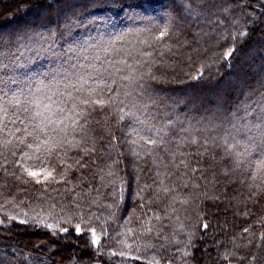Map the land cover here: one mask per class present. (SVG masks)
<instances>
[{"label": "trees", "instance_id": "1", "mask_svg": "<svg viewBox=\"0 0 264 264\" xmlns=\"http://www.w3.org/2000/svg\"><path fill=\"white\" fill-rule=\"evenodd\" d=\"M22 1L0 0V16L5 17V23L13 20V15L5 16L7 12L14 9L18 13ZM136 1H113L123 6L120 8L100 0H82L74 4L81 15L96 18L103 14L106 20H89L80 27L66 19L62 27L56 26V50L62 53L75 40L96 43L129 33L117 46L132 52L129 63L142 61L135 67L143 79L137 82L135 108L131 97L125 105L86 108L76 131H70L59 147L53 143L55 151L49 163L56 173L52 182L37 184L23 171L21 165L26 167L28 162L23 159L19 133L0 137V247L5 258L16 253L20 256L16 263L0 260V264H28L31 258L38 264H122L119 261L125 256L129 264H204V243L216 235L225 239L218 250L223 264H264V170L257 168L264 158L260 129L248 134L252 140L238 137L251 150V156L243 157L240 164L236 163L235 152L243 148L230 149V139L228 145L224 143L233 125L260 124L264 115V67L234 70L241 63L238 54L245 53L250 44L259 43L264 24H258L248 36L249 28L244 23L250 24L251 19L240 18L241 10L234 0H228L235 10L231 17L236 23L231 25L230 20L229 24L218 25L219 29H229V39L212 46V22L220 17L207 14V0H178L190 13L179 11L171 0L168 8L162 0ZM41 2L51 7L50 1ZM156 8L162 14H156ZM71 18L79 22L77 16ZM51 19H22L21 30L7 31L4 27L0 38L15 41L23 35L21 43H29L28 36L49 34L40 28L50 25ZM165 24L167 37L163 42L154 41ZM66 25L71 26V34ZM230 34L236 37L233 41ZM140 40L149 41L151 46ZM136 49L150 55L141 57ZM229 51H233L231 57L226 56ZM26 55L35 57V53ZM207 60L216 62L209 71L200 66ZM24 63L26 67L18 69L17 74L27 81L35 69H54L65 63V58L44 54ZM170 68L175 73L180 69V74L168 76ZM183 76L188 79L177 82L176 78ZM139 85H143L142 95ZM11 87L15 90L17 85ZM246 104L250 105L247 112ZM144 105L148 106L146 111ZM128 113L151 118L157 127L167 126L168 134L163 141L157 137L156 146L145 144L134 130L141 126ZM140 135L148 137L151 133ZM86 184L90 186L86 188ZM93 186L101 195L86 194ZM205 196L217 198L211 201ZM98 197L102 203L99 201V208L93 211ZM82 200L90 204L84 207H93L85 211ZM223 204L232 205L229 216L222 217L219 206ZM257 220L262 224H256ZM124 223L127 228H123ZM77 226L81 228L79 235ZM27 228L44 237L82 241L87 253L79 250L78 258L68 260L65 248L53 249L50 258L43 257L46 263L39 262V253L20 249L2 234L15 235ZM93 232L99 238L97 245L92 244ZM120 234L125 238L119 239ZM159 235L169 239L168 250L154 241ZM25 240L27 244L31 239ZM87 254L92 256L88 259L84 257Z\"/></svg>", "mask_w": 264, "mask_h": 264}, {"label": "snow or ice", "instance_id": "2", "mask_svg": "<svg viewBox=\"0 0 264 264\" xmlns=\"http://www.w3.org/2000/svg\"><path fill=\"white\" fill-rule=\"evenodd\" d=\"M66 28L71 34V26L66 25ZM143 31L151 32L152 29ZM136 35L138 36L139 33ZM167 35L168 25L165 24L153 40L163 42ZM128 36L129 33L126 32L118 33L108 40H100L96 43L75 40L63 53L56 50L55 32L28 36L29 43H21L24 39L23 35L18 36L15 41L0 38V137L5 134L9 136L20 134L18 139L22 145L23 159L28 162V166L21 165V167L35 183L44 184L55 180L56 168L49 163V157L55 151L52 145L55 143L56 147H59L70 131H76L79 117L83 116L86 108H103L112 104L125 105L129 97L133 101L132 107H136L137 82L143 79V75L138 73L135 64L142 61L129 63L128 57L132 52L117 46L118 42L127 40ZM139 43L151 46L147 40H140ZM233 51H229L226 56L231 57ZM136 52L141 57L150 55L140 49H136ZM26 53H35V57ZM44 54L58 59L63 57L65 63L44 72L37 68L27 81L17 74L18 69L26 67L25 59L31 63L36 57ZM12 85H17V88L13 90ZM139 88L141 89L139 94L142 95L143 85H139ZM261 106L264 109V97ZM143 107L146 111L148 106ZM248 108L250 105L246 104V112ZM128 115H132L136 123L141 126L140 129L134 130L145 144L156 146L157 137L163 141L164 136L168 134L165 130L167 126L157 127L151 118L141 119L134 113ZM260 119V124L245 123L239 127L233 125V130L225 134L224 143L228 145L229 139L232 141L229 145L230 149L243 148V151L235 152L237 164L243 162V157L251 156V150L247 144L238 139L239 136L244 135L248 140H252L253 138L248 134L253 129H260L264 141V115ZM141 132L151 135L145 137L140 135ZM3 142L10 143L8 140ZM261 156L264 157V152ZM257 168L264 170V158L259 160ZM75 231L79 235L81 228L77 226ZM98 243L99 238L93 232L92 244Z\"/></svg>", "mask_w": 264, "mask_h": 264}, {"label": "rangeland", "instance_id": "3", "mask_svg": "<svg viewBox=\"0 0 264 264\" xmlns=\"http://www.w3.org/2000/svg\"><path fill=\"white\" fill-rule=\"evenodd\" d=\"M43 0H24L22 2H20L19 6H18V13L16 10H10L7 12V14L5 16L9 17V15H13L12 17V21L10 22V24L5 23L4 22V16L1 15L0 16V29L6 27L5 29L7 31H11V30H21L23 28V24L21 23L22 19L31 21L32 18H41L42 22H46V19L48 18H52L51 19V23L52 26L50 27V25L46 26V27H42L40 28L41 31L46 30L48 31V33L54 32L56 26H61L62 27V22L67 19L70 22H75V26L78 25L80 27H82L84 25V23H87L89 20H97V21H102V20H106V16L105 15H101L99 17L96 18H90V17H86L81 15L80 13V9L75 7V3L77 2H81L82 0H46V1H50V6H46L44 5V2H41ZM113 1L116 0H100V3H105V4H115L116 6H121V4H116L113 3ZM144 0H137V3H141ZM173 5L179 10L182 11L183 10H187V13H190V9L185 6V9H183V7L180 6V3L178 0H171ZM202 1V0H201ZM204 1V0H203ZM235 1V2H234ZM233 3L235 4V6L239 7L240 11V18L244 19H251V23L249 24V22H245L244 24L247 25L248 29V36L251 35L253 29H257V25L260 24H264V0H249V1H243V0H234ZM163 4H165L166 8L170 7V4L168 2V0H162ZM250 2V3H249ZM208 7L206 8V12L209 15H214L215 18L216 16H219L220 18H216L213 20L212 24L213 28L215 30V33L212 34V30L210 32L211 36V43L212 46H216L217 44H219V42H227L228 35L226 33V30L229 31L228 28H223L221 27L219 29L218 25H226L229 24V22L227 23V21L231 20V25H235V19H233V17H231L233 14V12H235V10H232L231 6H230V2H228V0H207L206 1ZM140 4H138L139 6ZM123 6H121L120 8H122ZM117 9V8H116ZM125 9H127V7L125 6ZM157 9V8H156ZM158 10V12H157ZM155 10L154 12L160 13L162 14L159 10V8ZM30 12V13H28ZM152 11V13L155 15ZM33 13V16L31 15ZM35 15V16H34ZM70 16V17H69ZM71 16H77L79 18V22L75 21L74 18H71ZM4 17V18H3ZM69 17V18H67ZM238 17V18H239ZM14 19H17L16 21H14ZM109 20V19H108ZM224 21V23H223ZM234 23V24H233ZM54 24V25H53ZM61 24V25H60ZM78 28V27H77ZM217 29V30H216ZM35 30H39L38 28H36ZM40 31V32H41ZM217 31V32H216ZM216 34V35H215ZM230 40H234V38H236L234 36V34H230ZM264 34L261 35V37L259 38V43H257L256 45H251L249 46V48H247V51L245 53H243L242 55H239V61L242 63H240V65H238L237 67H234V70H241L243 69V67L246 69L250 68L251 70H257L260 67H264ZM263 47V48H262ZM215 49V48H214ZM213 50V49H212ZM211 53H209V56H212L213 60L216 59L215 55H213V53L210 55ZM189 56H191V54H189ZM217 61V60H216ZM234 63V62H233ZM200 66H203L204 68H206V70L208 69V71L210 70L209 68H211L212 66H215L216 62L213 64L212 60H207L204 63H200ZM171 66L174 67L173 63H170ZM199 66V65H198ZM180 70V69H178ZM177 70V71H178ZM175 73V71H172V68H170L168 70V76H173V75H177L180 74L179 72ZM188 76H183V77H178L176 78L177 82H182L184 80H187ZM86 188H88L90 185L86 184L84 185ZM1 187V186H0ZM129 187V184H128ZM79 189V188H78ZM129 189V188H128ZM119 190V189H118ZM96 193H98L99 195H101L100 189L99 191L97 189H95V187H91V189L87 190L86 194H92V196L96 195ZM206 197V196H205ZM100 198V199H99ZM127 198V197H126ZM209 200H216L217 197H206ZM87 199V198H86ZM97 204H94V210L96 211L97 208H99L98 204H101V197L97 198ZM101 201V203L99 202ZM81 205L82 208L85 211H88L91 207H84L90 204H86L85 201H81ZM231 204L230 205H220L219 209L222 210V217L224 216H229L230 215V208H231ZM96 207V208H95ZM81 208V209H82ZM248 209V208H247ZM99 211V210H98ZM256 224H262L261 220H257L255 222ZM226 224H223V228H226ZM126 226L127 228V224L124 223L123 228ZM123 232V231H122ZM104 235H107L106 231H103ZM5 237H9V241L12 243H14V245H18V247L20 249H23L24 251H32V253H39L38 255H40L39 262H45L43 257H51L49 252L53 249L58 250L60 249H66V253L68 255H66L65 259H70L73 260L74 258H78V253L79 250H81L83 252V254L87 253V248L86 246H84L85 244H83L82 241L80 242H76L75 239H56L50 236H41L39 232L31 229V228H27L24 232L20 231L19 234L15 233V235H12L10 233H2ZM121 236H119V239H124V234H120ZM30 238V242L29 243H25L26 240L25 238ZM127 239H129V237H126ZM168 238L163 235H159L156 238L154 237V241L156 243H161L160 245H158V247L162 248V249H166L168 250L171 246H168L169 242H168ZM224 237L223 236H219L216 235L214 236L213 239H208L207 242L204 243V252H203V258H202V262L204 264H223V262L220 261V257L218 255V250L219 248H221V244L223 245L224 242ZM122 241V240H121ZM48 243V246H44L45 243ZM154 243V242H153ZM44 246V247H43ZM2 247H0V260H4V261H13V263H16V261H18L19 259V255L16 253V255L14 254L12 258H5L6 256L4 255V253L2 252ZM171 250H174V248H171ZM92 256V254H87L84 257H88V259ZM128 257L125 256L124 260L122 259L119 262H122V264H129L128 261ZM28 264H38L33 258L30 259V261L28 262ZM121 264V263H120Z\"/></svg>", "mask_w": 264, "mask_h": 264}]
</instances>
